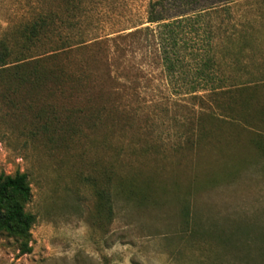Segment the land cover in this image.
I'll list each match as a JSON object with an SVG mask.
<instances>
[{"label":"rangeland","instance_id":"rangeland-1","mask_svg":"<svg viewBox=\"0 0 264 264\" xmlns=\"http://www.w3.org/2000/svg\"><path fill=\"white\" fill-rule=\"evenodd\" d=\"M148 1L85 0L71 28L116 37L147 24ZM55 5L0 0V39L13 42L22 23ZM228 5L215 55L232 74L264 80V6ZM106 46L70 56L103 83L87 94L98 103L0 83V173H26L24 209L35 217L27 253L0 232V264H264V151L254 146L262 122L209 119L198 98L172 100L153 47L131 37ZM256 94L264 109V84Z\"/></svg>","mask_w":264,"mask_h":264},{"label":"trees","instance_id":"trees-1","mask_svg":"<svg viewBox=\"0 0 264 264\" xmlns=\"http://www.w3.org/2000/svg\"><path fill=\"white\" fill-rule=\"evenodd\" d=\"M84 1L55 0L54 8H41L22 23L15 32L17 39L13 42L7 38L0 39V83L15 90L50 88L74 99L85 95L87 101L98 103L100 96L90 95L89 98L87 94L92 89H104L103 83L95 82L97 77L90 70L74 68L71 54L92 48L106 52V44L115 38H135L140 47H153L165 85L176 95L173 101L184 97L198 98L202 102L200 112L210 109L205 114L209 119L245 124L246 120L257 122L259 118L263 128L257 132L260 135L254 139V146L264 151V109L257 108L253 103L257 99L256 91L264 80L257 77L244 79L232 74L231 63L222 65L215 55L216 43L225 32L222 31L218 13L227 11L228 4L237 0H211L208 5H203L200 0H172L171 3L169 0H149L147 24H133L132 29L117 33L116 37H109V33L87 36L81 30L73 32L70 19L76 17V11L79 13ZM255 1L264 6V0ZM171 4L180 6L178 11L169 14ZM230 36L232 34L226 35V38ZM105 67V78L113 82L108 58L105 59ZM203 101L214 105L206 107ZM97 114L98 111L90 113L91 116ZM48 122L44 121L46 125H49ZM123 190L124 195H132L130 188ZM107 193L103 189L98 195L107 198ZM30 196L25 172L0 173V232L16 237L21 253L31 250L29 231L35 217L24 209ZM226 237L232 238V235ZM250 240L243 239L242 243L249 244ZM259 242L263 246L264 238ZM244 257L251 258L250 252L246 251Z\"/></svg>","mask_w":264,"mask_h":264}]
</instances>
